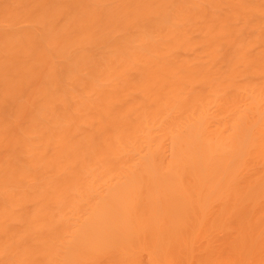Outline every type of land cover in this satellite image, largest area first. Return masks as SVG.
Segmentation results:
<instances>
[{
  "label": "bare ground",
  "instance_id": "obj_1",
  "mask_svg": "<svg viewBox=\"0 0 264 264\" xmlns=\"http://www.w3.org/2000/svg\"><path fill=\"white\" fill-rule=\"evenodd\" d=\"M262 245L264 0H0V264Z\"/></svg>",
  "mask_w": 264,
  "mask_h": 264
},
{
  "label": "rangeland",
  "instance_id": "obj_2",
  "mask_svg": "<svg viewBox=\"0 0 264 264\" xmlns=\"http://www.w3.org/2000/svg\"><path fill=\"white\" fill-rule=\"evenodd\" d=\"M261 248H264V245H262ZM262 250H264V249H262ZM262 250H260V253H261V254H264V253H262V252H264V251H262ZM252 252H253V251H252ZM255 252H256V254H257L258 251H255ZM255 252H253V253H255ZM253 253H251V255H253ZM260 253H258L259 255L256 256V257H257L256 259H258V257H259L260 259H264V256H262ZM256 254H255V255H256ZM251 255H250V256H251ZM260 255H261L262 257H260ZM253 256H254V255H253ZM251 257H252V256H251ZM253 258H255V257H253ZM253 258H251V259H253ZM242 259H243V258H242ZM244 259L247 261V257H246V256H244ZM256 259L253 260V261L256 262L255 264L259 263L258 261H256ZM260 259H258V260H260ZM248 260H249V259H248ZM253 261H252V262H253ZM243 262H245V261H243ZM250 262H251L250 260L247 261L248 264H250ZM253 263H254V262H253ZM245 264H246V263H245ZM261 264H262V263H261Z\"/></svg>",
  "mask_w": 264,
  "mask_h": 264
}]
</instances>
